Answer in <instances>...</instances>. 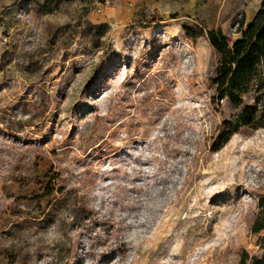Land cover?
Listing matches in <instances>:
<instances>
[{
	"label": "rangeland",
	"instance_id": "obj_1",
	"mask_svg": "<svg viewBox=\"0 0 264 264\" xmlns=\"http://www.w3.org/2000/svg\"><path fill=\"white\" fill-rule=\"evenodd\" d=\"M262 0H0V264H252L264 127L221 57ZM243 22V28L240 24Z\"/></svg>",
	"mask_w": 264,
	"mask_h": 264
},
{
	"label": "trees",
	"instance_id": "obj_2",
	"mask_svg": "<svg viewBox=\"0 0 264 264\" xmlns=\"http://www.w3.org/2000/svg\"><path fill=\"white\" fill-rule=\"evenodd\" d=\"M243 22L240 27L243 28ZM207 39L221 57L214 80L218 99H227L239 113L226 120L219 140V150L233 135L243 129L258 130L264 127V0L255 20L241 38L230 46L222 32L207 31ZM261 216L253 232L264 229V197L259 201ZM248 254L242 264H246ZM252 264H264V254L253 257Z\"/></svg>",
	"mask_w": 264,
	"mask_h": 264
}]
</instances>
